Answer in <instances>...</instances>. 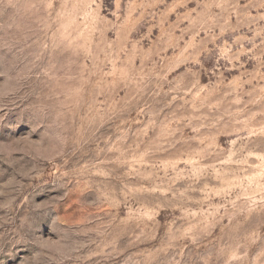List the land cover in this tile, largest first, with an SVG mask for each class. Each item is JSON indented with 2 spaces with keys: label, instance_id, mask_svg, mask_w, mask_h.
I'll return each mask as SVG.
<instances>
[{
  "label": "clouds",
  "instance_id": "1",
  "mask_svg": "<svg viewBox=\"0 0 264 264\" xmlns=\"http://www.w3.org/2000/svg\"><path fill=\"white\" fill-rule=\"evenodd\" d=\"M0 264H264V0H0Z\"/></svg>",
  "mask_w": 264,
  "mask_h": 264
}]
</instances>
